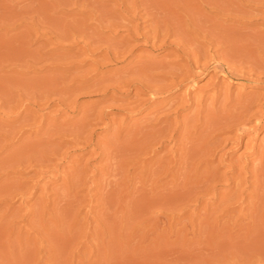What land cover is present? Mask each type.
<instances>
[{
	"label": "rangeland",
	"instance_id": "obj_1",
	"mask_svg": "<svg viewBox=\"0 0 264 264\" xmlns=\"http://www.w3.org/2000/svg\"><path fill=\"white\" fill-rule=\"evenodd\" d=\"M44 1H47L44 2L45 10L39 9L43 14H38L40 12L36 10L32 16L29 14L31 17L21 15L9 20L8 25L0 22L1 33L5 36L0 34V43L4 48H8L13 39L17 41L12 43L15 46L21 44V48H24L25 44L24 49L17 46L19 49L15 50L19 53L11 56L8 52L0 54L4 55L0 57V261L8 263L10 259L9 264H264V169H261L264 168V84L243 80L234 74L247 75L251 72L252 75H258L264 72V66H261L264 65V8H261L264 7V1L256 0L254 3V0H237L233 3L232 0H224L223 5L224 1L221 0H208L206 3L203 0H106L110 3L108 5L105 0H100V3H105V7L101 5L98 10L110 8L102 10L104 14L110 12L106 14L108 17L103 20L104 23L100 22L101 16L96 13L97 9L91 8L92 5H86L84 11V6L78 3L77 9L74 8L76 5L72 0ZM215 1L222 3L219 7L221 10H218L219 3L213 5ZM55 2L58 3L56 6ZM196 2L201 3L199 7ZM223 7H226L224 11ZM112 8L117 12H113ZM235 10L243 14H236ZM49 12L50 15L47 14ZM73 13L76 15L73 16ZM89 13H93L92 17L88 16ZM111 13L114 16H109ZM21 19L24 25L20 23ZM79 21L82 25L89 22L90 29L96 28V37L98 32L101 34L99 39H88L92 40L93 45L84 48L86 51L79 49L82 44L79 41L83 37L77 35L80 38L77 39L71 35L76 41L70 36L65 37L69 32L65 29L68 27L70 30L73 22ZM112 22L118 25L112 27ZM98 24L101 27L99 29ZM22 25L26 26L25 29ZM155 28L161 31L157 43L162 40L175 41L181 52L189 53L188 59L193 61L199 56L200 62L209 66L206 73L187 78V83H182L184 85L174 86L158 95L149 88L139 89L138 85L127 88L123 82L140 78L137 72L145 65L157 67H153L154 72L149 67L146 69L152 73L148 78L153 77L152 80L156 82L141 79L144 83L154 84L158 80V83L162 82L163 88L167 84L170 86V78L162 76L170 77L171 74H163L162 70L166 68L162 66L168 64L169 70L178 68L180 71V65L185 64L183 57L170 55V47H146V35L151 36L150 42L156 40L152 38ZM62 30H65V34ZM104 30L108 31L105 33ZM163 30L170 34L166 35V39L162 36ZM35 31L36 34L33 33ZM176 31H182L183 38ZM20 33L23 37H20ZM14 34H19L20 39L15 40ZM247 36L252 37L247 40ZM21 38L24 41L26 39V42ZM1 39H4L3 43ZM182 39L187 40L182 42ZM256 40L260 42V47ZM50 41H55L57 45L52 46L54 42ZM97 42L101 46L99 49L96 48ZM242 42L244 45L240 47ZM29 45L32 50H36L31 53ZM228 45H237V48ZM64 46L71 48L66 51ZM245 47H249V50L244 51ZM256 49H260V52L257 50L255 53ZM194 50L200 51L199 55H195ZM98 51L103 54L99 55ZM25 52L27 55H24ZM105 52L109 55L119 53V58L107 61L102 56ZM239 53L244 57L241 58ZM257 54H261L262 61L258 60L260 56L255 57ZM239 57L241 60H238ZM214 63L217 74L213 71ZM160 64L163 69L159 67ZM254 65L256 67L253 68ZM97 83L104 85L100 87ZM248 100L251 103L254 100L252 104H255H250L247 115L243 113L245 115L237 123L234 122L237 125L243 119L239 127L244 128V132L240 136L234 130L237 126L233 128V121L229 124H232V129L227 128L228 131L225 126L221 130L212 127L214 118L225 116L224 112L227 111L233 112L237 103L243 104ZM259 103L262 105L261 110ZM198 126L203 135L197 131ZM166 131L169 138H166ZM204 132L211 137V141H204L209 139ZM209 132L213 136L218 134L217 142L212 140L214 137ZM171 133L174 136L169 135ZM196 135L199 137L196 138ZM161 138L162 141H158ZM187 141L190 143L187 144ZM125 142L129 149L123 145ZM198 142H201L200 146ZM138 143L140 147L136 150ZM196 145H203V149L196 148ZM124 146L128 151L124 152ZM185 146L188 152H184ZM120 147L124 150H119ZM187 153L189 155H184ZM118 156L120 159L124 157L123 164ZM113 157L118 161L113 160ZM184 157L188 165L182 161ZM189 157L195 159L187 161ZM198 157L205 158V161ZM138 158L146 164L138 161ZM199 165L208 168H200ZM200 169L214 173L209 172L208 175L203 171L202 174L199 173ZM202 175L206 177L203 179ZM214 175L219 177L215 178ZM6 254L8 257L1 256Z\"/></svg>",
	"mask_w": 264,
	"mask_h": 264
},
{
	"label": "bare ground",
	"instance_id": "obj_2",
	"mask_svg": "<svg viewBox=\"0 0 264 264\" xmlns=\"http://www.w3.org/2000/svg\"><path fill=\"white\" fill-rule=\"evenodd\" d=\"M50 1H51V0H50ZM50 1H49V2H50ZM52 1H53V0H52ZM60 1H61V0H60ZM60 1H58V3H59ZM62 1L64 2V0H62ZM62 1H61V2H62ZM70 1H71V0H70ZM70 1H69V3H70ZM72 1H73V3L76 5V7H74V8H76V9H77V6H78L77 3H78L79 5L81 4L82 6H84L83 8L81 7L83 10L85 9L86 5H88V6L92 5L91 8H95V9H97V11L95 10L96 13L98 12V13H99V16H101V18H100V19H101V20H100L101 23H102L103 20L105 21L106 17H108L106 14H108L109 11H108V12H105V14H104L103 11H102V10H105V9H108V8H105V9H102V10H98L99 8H101V5L104 6V4H105V3H103V4L100 3L102 0H101V1H100V0H72ZM72 1H71V2H72ZM105 1H106V0H105ZM116 1H117V0H116ZM193 1H196V0H193ZM203 1H204V3L208 2V0H203ZM203 1H202V3H203ZM205 1H206V2H205ZM216 1H218V0H216ZM216 1H215V3H216ZM221 1H224V0H221ZM225 1H226V0H225ZM225 1L222 2L223 5L225 4ZM235 1L237 2V0H234V1L232 0L233 3H234ZM238 1H239V0H238ZM252 1H253V0H252ZM255 1H256V0H254V3H256ZM262 1H264V0H262ZM44 2H47V1H44V0H0V22H1V23H4V24H7V22H8L9 20L12 21V20L15 19L16 17H18V16L20 17L21 15H23V16H24V15H25V16L28 15V16H29V14H31V16H32V14H35V13H36V10H38V12H40V13H38V14H41L42 12L39 11V9H40V10H45V4H44ZM61 2H60V3H61ZM96 2H97V3H96ZM98 2H99V3H98ZM106 2H108V1H106ZM118 2H119V1H118ZM197 2H198V0H197ZM197 2H196V4H197ZM240 2L243 3V2H245V0H243V2H242V1H240ZM240 2H239V3H240ZM259 2H260V0H259ZM56 3H57V2H55V4H54L55 6H56ZM58 3H57V4H58ZM60 3H59V4H60ZM108 3H109V2H108ZM114 3H115V2H114ZM218 3L220 4V6H218V8H219V7L222 6V5H221L222 3H221L220 1L217 2L216 4H213V2H212L213 5H217ZM229 3H230V2H229ZM257 3H258V2H257ZM119 4H121V3H119ZM200 4H201V3L197 4V6L199 7ZM209 4H210V3H209ZM226 4H227V3H226ZM259 4H261V3H259ZM259 4H258V5H259ZM43 5H44V9H42V8H43ZM46 5H47V4H46ZM63 5H65V3H64ZM66 5H67V4H66ZM108 5H110V3H109ZM246 5H247V3L245 4V6H246ZM255 5H256V4H255ZM258 5H257V6H258ZM48 6H49V5H48ZM48 6H47V7H48ZM59 6H62V5H59ZM67 6H69V5H67ZM88 6H87V7H88ZM103 6H102V7H103ZM202 6H203V5H202ZM211 6H212V5H211ZM211 6H210V7H211ZM259 6H260V5H259ZM262 6H264V4H262ZM63 7H64V6H63ZM104 7H105V6H104ZM104 7H103V8H104ZM106 7H108V6H106ZM109 7H111V6H109ZM113 7H114V6H113ZM212 7H213V6H212ZM234 7H235V6H234ZM238 7H239V6H238ZM238 7H237V8H238ZM240 7H241V6H240ZM250 7H252V5H251ZM253 7H254V5H253ZM255 7H256V6H255ZM51 8H52V7H51ZM53 8H54V6H53ZM53 8H52V9H53ZM78 8H79V7H78ZM81 8H80V10H82ZM91 8H89V9H90V11L92 12ZM133 8H134V7H133ZM213 8H217V7L214 6ZM225 8H226V7H223V8H222L223 11L225 10ZM228 8H229V7H228ZM228 8H227V13H228ZM241 8H242V7H241ZM261 8H264V7H261ZM48 9H49V8H48ZM89 9H88V10H89ZM112 9H113V8H112ZM117 9H118V8H117ZM197 9H198V8H197ZM232 9L234 10V8H232ZM256 9H257V8H256ZM258 9H260V8H258ZM83 10H82V11H83ZM93 10H94V9H93ZM108 10H110V8H109ZM115 10H116V8H115ZM191 10H192V9H191ZM198 10L201 11L202 9H198ZM211 10H212V9H211ZM215 10H216V9H215ZM218 10H221V9L219 8ZM233 10H232V11H233ZM243 10H245L244 6H243ZM50 11H51V10H50ZM53 11H54V10H53ZM62 11H64V9H63ZM74 11H75V9H74ZM82 11H81V12H82ZM84 11H85V10H84ZM95 11H93L94 14H95ZM112 11H113V12H117V11H114V9H113ZM193 11H194V10H193ZM230 11H231V10H230ZM232 11H231V12H232ZM235 11H236V12H235ZM235 11H234V12H235L236 14H237L238 12H240V11H238V10H235ZM241 11H242V10H241ZM262 11H264V10H262ZM43 12H46V11H43ZM47 12H48V11H47ZM59 12H61V11L59 10ZM145 12H146V11H145ZM190 12H192V11H190ZM231 12H230V13H231ZM242 12H243V11H242ZM246 12H247V11H246ZM50 13H51V12H49V13H47V14L50 15ZM53 13H54V12H53ZM62 13H64V12H62ZM75 13H76V11H75ZM77 13H78V12H77ZM79 13H80V12H79ZM109 13H110V12H109ZM147 13H148V12H147ZM215 13H217V11H216ZM220 13H221V12H220ZM220 13H219V14H220ZM222 13H223V12H222ZM261 13H262V12H261ZM42 14H43V13H42ZM47 14H46V15H47ZM57 14H58V13H57ZM64 14H65V13H64ZM112 14H113V13L109 14V16L112 15ZM219 14H217V15H219ZM224 14H225V12L223 13V15H224ZM228 14H229V13H228ZM228 14H226V15L228 16ZM236 14H235V15H236ZM239 14H243V13L240 12ZM75 15H76V14H75ZM75 15H74V13H73V16H75ZM92 15H93V13H91V14L89 13L88 16H89V17H92ZM97 15H98V14H97ZM115 15L117 16V14H115ZM150 15H151V14H150ZM193 15H194V12H193ZM215 15H216V14H215ZM221 15H222V14H221ZM231 15H232V14H231ZM244 15H245V14H244ZM246 15H247V14H246ZM248 15H249V14H248ZM31 16H29V17H31ZM41 16H43V15H41ZM65 16H66V14H65ZM73 16H72V17H73ZM113 16H114V14H113ZM238 16H239V15H238ZM238 16H237V17H238ZM240 16H241V15H240ZM21 17H22V16H21ZM54 17H55V16H54ZM60 17H61V16H60ZM62 17H63V16H62ZM81 17H82V16H81ZM117 17H118V16H117ZM154 17H155V16H154ZM85 18H86V17H84L83 19H85ZM87 18H88V17H87ZM87 18H86V19H87ZM97 18H98V16H97ZM112 18H113V17H112ZM118 18H120V16H119ZM152 18H153V17L151 16V19H152ZM156 18H157V17H156ZM16 19H17V18H16ZM24 19H25V18H24ZM47 19H48V18H46V20H47ZM50 19H51V18H50ZM80 19H81V18H80ZM90 19H92V18H90ZM90 19H89V20H90ZM94 19H95V18L93 17L92 20H94ZM115 19H116V18H115ZM121 19H122V17H121ZM148 19H149V18H148ZM158 19H159V18H158ZM163 19H164V18H163ZM197 19H198V18H197ZM21 20H22V19H21ZM21 20H20V21H21ZM25 20H26V19H25ZM78 20H79V17H78ZM78 20H77V21H78ZM160 20H161V18H160ZM166 20H167V19H166ZM166 20H165V21H166ZM18 21H19V20H18ZM31 21H32V20H31ZM42 21H43V19H42ZM75 21H76V20H75ZM83 21H84V20H82V22H83ZM95 21H97V20H95ZM104 21H103V23H104ZM106 21H108V20H106ZM109 21H111V18H109ZM151 21H152V20H151ZM153 21H154V19H153ZM9 22H10V21H9ZM34 22H35V21H34ZM43 22H47V21H43ZM65 22H66V20H65ZM82 22H81V23H82ZM97 22H98V21H97ZM97 22H90V23H91V24H92V23L97 24ZM154 22H155V21H154ZM158 22H159V20H158ZM160 22H161V21H160ZM166 22H167V21H166ZM203 22H204V21H203ZM14 23H15V22H14ZM20 23L23 24V20H22V22H20ZM32 23H33V22H32ZM48 23H49V22H48ZM48 23H46V24H48ZM56 23H57V22H56ZM60 23H61V21H60ZM62 23L64 24V22H62ZM62 23H61V24H62ZM66 23L68 24V22H66ZM88 23H89V22H87V25H86V23L84 22V25H82V24H80V21L77 22V23H75V24H74V22H73V26H72V28H71V26L69 27L70 30L67 29L68 27L65 29L66 32L69 31L68 34H65V30H62V31H64L65 37L70 36V38H71V35H72V36L75 35L76 38H77V35H79L78 37H81V38L83 37L82 40L79 41V43H80V44L82 43V44L80 45V44L78 43V45H80V47H81V48H79V49H81V50H84V48L87 49V47H89L90 45H91V46L93 45V42H92V44H91V41H92V40L89 41L88 39H93V37L99 39L98 37H99V34H100V33L98 32V33H97V34H98V35H97L98 37H96V33H95V31H94L96 28H95V29H90V28L88 27V26H89ZM115 23H116V21L114 22V24H115ZM151 23H152V22H151ZM155 23H156V22H155ZM201 23H202V22H201ZM28 24H29V23H27V25H28ZM35 24H36V23H35ZM53 24H54V26L56 25L55 23H53ZM53 24H52V25H53ZM67 24H65V25H67ZM94 24H93V25H94ZM99 24H100V23H99ZM99 24H98V25H99ZM106 24H108V23H106ZM109 24H110V22H109ZM112 24H113V22L111 23V25H112ZM114 24H113V25H114ZM161 24H162V23H161ZM161 24L159 23V25H161ZM202 24H203V23H202ZM202 24H201V25H202ZM7 25H8V24H7ZM23 25H24V24H23ZM23 25H22V27H24V29H25L26 26H23ZM69 25H70V24H69ZM69 25H67V26H69ZM71 25H72V24H71ZM104 25H105V24H104ZM111 25H110V26H111ZM117 25H118V24H117ZM117 25H114V26H112V27H116ZM119 25H120V24H119ZM147 25H148V24H147ZM147 25H146V26H147ZM153 25H154V24H153ZM205 25H206V23H205ZM209 25H210V24H208V26H209ZM15 26H19V25H15ZM31 26H32V24H31ZM34 26H35V25H34ZM47 26H48V25H47ZM58 26H59V25L56 26L57 29L59 28ZM102 26H103V25H102ZM122 26H123V25H122ZM162 26H163V25H162ZM171 26H172V25H171ZM173 26H174V25H173ZM212 26H213V25H212ZM20 27H21V26H20ZM28 27H30V26H28ZM56 27H55V30H57ZM60 27H61V26H60ZM63 27H65V26H63ZM99 27H100V25L98 26V29H99ZM118 27H119V26H118ZM158 27H159V26H158ZM165 27H166V26H165ZM168 27H169V26H168ZM203 27H204V25H203ZM206 27H207V25H206ZM2 28H3V25H2ZM35 28H36V27H35ZM35 28H33V29H35ZM51 28H52V27H51ZM100 28H101V27H100ZM151 28H154V27H151ZM175 28H176V27H175ZM177 28H178V27H177ZM197 28H198V27H197ZM201 28H202V27H201ZM210 28H211V27H209V29H210ZM213 28H214V27H213ZM5 29H6V27H5ZM10 29H11V28H10ZM14 29H15V28H14ZM16 29H18V28H16ZM16 29H15V30H16ZM22 29H23V28H22ZM161 29H163V27H162ZM164 29H165V28H164ZM168 29H169V28H168ZM168 29H167V30H168ZM178 29H179V28H178ZM181 29H182V28H181ZM198 29H199V28H198ZM202 29H203V28H202ZM205 29H206V28H205ZM209 29H208V30H209ZM231 29H232V28H231ZM7 30H8V29H7ZM26 30H27V28H26ZM35 30H36V29H35ZM52 30H54V29H52ZM108 30H109V29H108ZM108 30H106V32H107ZM114 30H116V28H115ZM114 30H113V31H114ZM150 30H152V29H150ZM184 30H185V29H184ZM229 30H230V29H229ZM20 31H21V30H20ZM22 31H23V30H22ZM24 31H25V30H24ZM31 31H34V30H31ZM60 31H61V30H60ZM60 31H58V34H59ZM97 31H100V30H97ZM109 31H111V30H109ZM113 31H112V32H113ZM116 31H117V30H116ZM159 31H160V30H158V29L155 28V29H153V33H154L153 35H152V32H151V35L153 36L152 38H156V40L154 39V41H152V42H150V41L152 40V39H151V36H150V37H148L147 35L145 36V39H146L145 45H146V47H149L150 49H157V48H163V47H170V49H171L170 55H171V56L174 55V56H177V57H183V59H185V61H184L185 64L180 65V64H178V62H177V64L181 66V68H180L181 70H180V71H179L178 68H177L178 66L176 67L177 70H178V72H176L177 70H175V68H174L175 71H173V68L171 69L172 71L169 70V69H170V68H168L169 66L167 67L168 64H167L166 66H165V65L162 66L161 64L159 65V67L162 66V67H165V68H166V69H163V68L161 67V68L163 69V70H162V73H163V72H167L168 74H171V75H172V76L170 75V77L165 76V75L162 76V78H166V79H167V78H170V82H169V84H171L170 86H169L168 84H167V86H166V84H165V82H164L165 86H166V87L169 86V87H168V88H166V87L163 88L162 85H161L162 82L160 81V83H158L159 81H158L157 79H156V80H157V83H154V84H151V83L146 84V82L144 83L143 80H141V79H147V80H148V79H151V80H152L153 77L148 78V77H150L149 75H150V73H151L150 69L152 70L153 67H154V69H155V67H157V66L154 65V64H153L154 66H152L151 68H150V65H147V67H146V65H145V63H144L145 66H144L143 68L141 67L142 65H140V67L142 68V70L140 69V70H138V72H137V74L140 76V78H138V79H136V80H132V81H130V82H129V81H128V82H125V81L123 82V83H125V85H126L127 88H130V87H132V86H134V85H138V88H139V89H140V88H144V87H145V88H149L150 91H153V93L155 92V93H157V95H158L159 92H167V91H169L170 88H172V87L174 88V86L177 87V86H180V85H181L182 83H184V82L187 83L186 81H187L190 77H191V78H192V77H195V78H196V76H198L200 73L205 72V71L208 70V67H209V66H208V65H204V64H202V63L200 62V59H201V58H199V56H196L197 58H199V60H198L197 58H196L195 60L193 59V61L191 60V58L188 59V58H189V57H188V54H189V53H187L186 51H185V53H187V54H185L184 51L181 52V50L179 49V47L177 46V44L175 43V41H174V43H173V42H168L167 40H162L161 43H157V42H156V41H157V38H158L159 34H161V31H160V32H159ZM163 31H164V30H163ZM168 31H169V30H168ZM168 31L166 32V30H165V31L162 33V34H163L162 36H163L164 38L166 37V35H169V36H170V34H168V33H169ZM194 31H196V30H194ZM1 32H2V30H1V28H0V34H2ZM7 32H8V31H7ZM18 32H19V31H18ZM18 32H17V33H18ZM50 32H51V31H50ZM53 32H54V31H53ZM104 32H105V30H104ZM104 32H102V34H103ZM106 32H105V33H106ZM149 32H150V31H149ZM174 32H175V31H174ZM176 32L179 33L180 31H179V32L176 31ZM192 32H193V31H192ZM204 32H205V31H204ZM210 32H211V29H210ZM210 32H208V34H209ZM212 32H213V30H212ZM215 32H216V31H215ZM24 33H25L24 36H26V33H27V32L25 31ZM33 33L36 34V31L33 32ZM48 33H49V32H48ZM109 33H111V32H109ZM113 33H114V32H113ZM170 33H171V32H170ZM172 33H173V32H172ZM181 33H182V31L180 32V34H181ZM199 33H200V31H199ZM222 33H223V32H222ZM227 33H228V32H227ZM6 34H7V33H5V35H6ZM29 34H30V32H29ZM46 34H47V33H46ZM143 34H146V33H143ZM173 34H174V33H173ZM180 34H178V37H180V36H179ZM184 34H185V32H184ZM186 34H187V33H186ZM186 34H185V35H186ZM205 34H206V33H205ZM212 34H213V33H212ZM220 34H221V33H220ZM228 34H229V33H228ZM228 34H227V35H228ZM235 34H236V33H234V35H235ZM255 34H256V33H255ZM2 35H3V34H2ZM7 35H8V34H7ZM14 35H15V37H16L15 40H18V39H20V37H21L23 34L21 35V33H20V37L18 36L19 34H17V35L14 34ZM14 35H11V37H13ZM27 35H28V34H27ZM50 35H51V33H50ZM53 35H54V33H53ZM56 35H57V32H56ZM60 35H62L61 32H60ZM80 35H81V36H80ZM94 35H95V36H94ZM106 35H108V34H106ZM176 35H177V34H176ZM176 35H175V37H176ZM181 35H182L181 38H183V34H181ZM185 35H184V36H185ZM199 35H200V34H199ZM222 35H224V33H223ZM222 35H221V36H222ZM225 35H226V33H225ZM232 35H233V34H232ZM234 35H233V36H234ZM246 35H248V34H246ZM249 35H250V34H249ZM3 36H4V35H3ZM44 36H45V35H44ZM103 36H104V35H103ZM160 36H161V35H160ZM169 36H168V37H169ZM207 36H208V35H207ZM209 36H210V35H209ZM214 36H215V35H214ZM216 36H217V35H216ZM218 36H219V35H218ZM233 36H232V38H233ZM252 36H253V35H252ZM252 36H250V37H252ZM4 37H5V36H4ZM4 37H3V38H4ZM22 37H23V36H22ZM100 37H101V34H100ZM163 37H160V38L162 39ZM186 37H187V35H186ZM195 37H196V36H195ZM219 37H220V36H219ZM222 37H223V36H222ZM225 37H227V36H225ZM225 37H223V38H225ZM250 37L247 36V40H248V38L250 39ZM255 37H256V36H255ZM6 38H8V36H7ZM6 38H5V39H6ZM17 38H18V39H17ZM25 38H26V37H25ZM29 38H30V37H29ZM50 38L52 39V35H51ZM50 38H49V39H50ZM60 38H62V37H60ZM72 38H73V40L76 39V38L74 39V37H72ZM72 38H71V39H72ZM105 38H106V36H105ZM176 38H177V37H176ZM184 38H185V37H184ZM223 38H222V39H223ZM256 38H258V37H256ZM256 38H255V39H256ZM8 39H10V36H9ZM26 39H27V38H26ZM26 39H25V41H24V40L21 38V40H23V42H26ZM30 39H31V38H30ZM53 39H54V38H53ZM65 39H68V38H65ZM77 39H80V38H77ZM102 39H104V37H103ZM150 39H151V40H150ZM165 39H166V38H165ZM215 39H217V38H215ZM219 39H220V38H219ZM228 39H229V35H228V38H227L226 40H228ZM234 39H236V38H234ZM251 39H252V38H251ZM260 39H262V38H260ZM1 40H2V39H1ZM3 40H4V39H3ZM3 40L1 41L2 43H3ZM13 40H14V39H13ZM13 40L11 41V43H10V41H9L10 46H12V47L9 46L8 48H7V47L4 48V46L0 43V54H1V53H5V52H8L9 55H10V54H16V53L18 52V51L15 50L16 48H18L19 46H20V49H24V48H25V44H24V48H21V47L23 46V45H21V44H20V45L17 44L16 46L13 45L12 43H14V42L16 43V42H17V41H13ZM28 40H29V39H28ZM57 40H58V39H57ZM100 40H101V39H100ZM106 40H107V39H106ZM180 40H181V39H180ZM183 40L186 42L187 39H186V40H185V39H182V42H183ZM223 40H224V39H223ZM223 40H222V41H223ZM247 40H246V41H247ZM6 41H7V40H6ZM75 41H76V40H75ZM95 41H99V40H95ZM104 41H105V39H104ZM208 41H209V40H208ZM218 41H220V40H218ZM222 41H221V42H222ZM261 41H262V40H261ZM19 42H20V41H19ZM50 42H51V41H50ZM50 42H49V43H50ZM53 42H54V43H53ZM53 42H51V43H53L52 46H53L54 44H56L55 41H53ZM56 42H57V41H56ZM99 42H100V41H99ZM106 42H108V41H106ZM159 42H160V41H159ZM230 42H231V41H230ZM232 42L234 43V41H232ZM232 42H231V43H232ZM237 42H238V41H236V43H237ZM247 42H248V41H247ZM249 42H250V40H249ZM253 42H254V41H253ZM256 42H257V40H256ZM6 43H8V42H6ZM21 43H22V42H21ZM29 43H30V41H29ZM34 43H36V41H35ZM43 43L45 44V42H43ZM43 43H42V44H43ZM46 43H48V41H47ZM57 43H59V42H57ZM60 43H63V42H60ZM60 43H59V44H60ZM64 43H65V42H64ZM67 43H68V42H67ZM74 43H75V42H74ZM104 43H105V42H104ZM223 43H225V42H223ZM226 43H228V41H227ZM226 43H225V44H226ZM259 43H260V42H259ZM259 43L257 42V44H259ZM261 43H262V42H261ZM26 44H27V43H26ZM97 44H98V42H97ZM101 44H102V40H101L100 45H101ZM179 44H180V43H179ZM182 44H183V43H182ZM239 44H240V43H239ZM241 44H242L241 46H240V45H238V46L243 47V45H244L243 42H242ZM246 44H248V43H246ZM249 44H250V43H249ZM252 44H253V43H252ZM254 44H256V43H254ZM254 44H253V45H254ZM262 44H264V43H262ZM4 45H5V44H4ZM6 45H7V44H6ZM6 45H5V46H6ZM8 45H9V44H8ZM56 45H57V44H56ZM56 45H55V46H56ZM62 45H64V44H62ZM62 45H61V46H62ZM65 45H71V44H65ZM95 45H96V44H95ZM100 45L98 44V46H96V48H97V49L101 48ZM112 45H113V44H112ZM230 45H231V44H230ZM230 45H228V46L230 47ZM260 45H261V44H259V47H260ZM17 46H18V47H17ZM40 46H41V45H40ZM59 46H60V45H59ZM61 46H60V47H61ZM72 46H73V45H72ZM74 46H75V48H76L77 45L75 44ZM114 46H115V45H114ZM179 46H180V45H179ZM228 46H227V47H228ZM236 46H237V45H235V46L233 45V46H231V47H235V48H237ZM250 46H252V45H250ZM28 47H30V45H29ZM56 47H58V46H56ZM109 47H111V46H109ZM109 47H108V48H105V49H109ZM115 47H116V46H115ZM144 47H145V46H144ZM144 47H143V48H144ZM231 47H230V48H231ZM246 47H247V45H246ZM246 47H245V49H243L244 51H245L246 49L249 50V49H248L249 47H248V48H246ZM253 47H254V46H253ZM26 48H27V47H26ZM30 48H31V47H30ZM30 48H29V51H31V53H32V51L36 50V49L32 50V48H31V50H30ZM54 48H55V47H53V50H54ZM67 48L70 49L71 47H70V48L67 47ZM67 48L64 46V49H65V50H66ZM140 48H141V47H140ZM149 48H148V49H149ZM180 48H181V47H180ZM230 48H229V49H230ZM235 48H234V49H235ZM254 48H256V46H255ZM5 49H7V50H5ZM18 49H19V48H18ZM59 49H60V48H59ZM59 49H58V50H59ZM61 49H63V47H61ZM77 49H78V48H77ZM148 49H147V50H148ZM229 49H228V51H229ZM240 49H241V48H240ZM4 50H5V51H4ZM27 50H28V49H27ZM56 50H57V48H56ZM65 50H64V51H65ZM101 50L103 51V49H101ZM114 50H116V49H114ZM118 50H119V49H118ZM182 50H183V49H182ZM230 50H231V49H230ZM232 50H233V48H232ZM235 50H236V49H235ZM241 50H242V49H241ZM241 50H240V51H241ZM247 50H246V51H247ZM257 50H258V49L255 50V51H256L255 53H257ZM259 50H260V49H259ZM259 50H258V51H259ZM19 51H20V50H19ZM25 51H26V49H25ZM29 51H28V53H29ZM66 51H67V50H66ZM66 51H65V52H66ZM68 51H71V50H68ZM77 51H80V50H77ZM77 51H76V52H77ZM84 51H86V50H84ZM88 51H89V49H88ZM93 51H95V50L93 49ZM99 51H100V50H99ZM99 51H98V52H99ZM191 51H192V50H191ZM194 51H195V50H194ZM233 51H234V50H233ZM236 51H238V49H237ZM20 52H22V51H20ZM26 52H27V51H26ZM26 52L24 53V55H27ZM81 52H82V51H81ZM90 52H91V51H90ZM95 52H97V50H96ZM114 52H115V51H114ZM114 52H113L112 55H109L108 53L105 52L106 54H105V55H102V56H103L104 59H107V61H108V60H113V61H114L115 59L119 58V57H118V54H119V53L117 54V53H114ZM199 52H200V51H197V50H196V51L194 52V54H195V55H196V54L199 55ZM203 52H204V51H203ZM207 52H208V51H207ZM230 52H231V51H230ZM248 52H249V51H248ZM248 52H245V53H248ZM259 52H260V51H259ZM261 52H262V51H261ZM18 53H19V52H18ZM31 53H29V54H31ZM67 53H68V52H67ZM100 53H102V52H99V55H101ZM109 53H110V52H109ZM226 53H228V52H226ZM237 53H238V52H237ZM240 53H241V52H240ZM240 53H239V56L242 55V54H240ZM250 53H251V52H250ZM250 53H249V54H250ZM65 54H66V53H65ZM95 54H96V53H95ZM102 54H103V53H102ZM251 54H252V53H251ZM20 55H21V53H20ZM35 55H36V54H35ZM73 55H74V54L70 55L69 57H71V56H73ZM80 55H81V54H80ZM191 55H192V53H191ZM229 55H230V54H228V56H229ZM231 55H232V54H231ZM231 55H230V56H231ZM234 55H235V54H234ZM236 55H237V54H236ZM245 55L248 56V54H245ZM252 55H253V54H252ZM255 55H256V54H255ZM262 55H264V52H262ZM2 56H4V55L2 54ZM2 56H0V57H2ZM10 56H11V55H10ZM15 56H16V55H15ZM17 56H18V55H17ZM66 56H67V55H66ZM97 56H98V55H97ZM200 56L202 57L203 55H200ZM204 56H205V55H204ZM226 56H227V54H226ZM237 56H238V55H237ZM247 56H245V57H247ZM258 56H260V59H261V60L258 59L259 62L262 61V58H264V56H262V58H261V54H257V56H255V57H258ZM5 57L9 59V57H7V55H6ZM20 57H23V56H20ZM20 57H18V58H20ZM34 57H36V56H34ZM69 57H68V58H69ZM193 57H194V56H193ZM205 57H207V56H205ZM205 57H204V58H205ZM242 57H244V55H242L241 58H242ZM248 57H249V56H248ZM2 58H3V57H2ZM15 58H16V57H15ZM15 58H14V59H15ZM25 58H27V57L25 56ZM31 58H32V57L30 56V59H31ZM173 58H174V57H173ZM211 58H212V57H211ZM229 58H230V57H229ZM239 58H240V57H239ZM241 58L238 59V60H241ZM258 58H259V57H258ZM101 59H102V58H101ZM179 59H180V58H179ZM225 59H226V58H225ZM231 59H233V57H231ZM234 59H235V57H234ZM234 59H233V60H234ZM250 59H252V58H250ZM253 59H254V58H253ZM16 60H17V58H16ZM16 60H15V63H16ZM18 60H19V59H18ZM32 60H34V58H33ZM32 60H31V61H32ZM72 60H73V59H72ZM119 60H120V59H119ZM176 60H177V59H176ZM255 60H256V62L258 61L257 58H255ZM4 61H5V60H4ZM6 61H7V60H6ZM8 61H11V59L8 60ZM22 61H23V59H22ZM22 61H21V62H22ZM35 61H36V59H35ZM226 61H227V59H226ZM247 61H248V60H247ZM249 61H250V60H249ZM253 61H254V60H253ZM253 61L251 60V62H252L253 64H255V62H253ZM17 62H18V61H17ZM70 62H71V61H70ZM102 62H103V61H102ZM198 62H200L201 64H199ZM221 62H222V61H221ZM232 62H233V61H232ZM235 62H236V60H235ZM259 62H258V63H259ZM262 62H264V61H262ZM11 63H12V62H11ZM13 63H14V60H13ZM31 63H32V62H31ZM33 63H34V62H33ZM35 63H36V62H35ZM105 63H106V62H105ZM110 63H111V62H110ZM137 63H138V62H137ZM172 63H173V61H172ZM179 63H180V62H179ZM242 63H244V62H242ZM242 63H240V64H242ZM246 63L249 65L248 62H246ZM258 63H257V65H259ZM148 64H149V63H148ZM150 64H151V63H150ZM165 64H166V63H165ZM206 64H208V63H206ZM225 64H226V63H225ZM225 64H224V66H225ZM228 64H229V63H228ZM244 64H245V63H244ZM0 65H1V64H0ZM218 65H219V63L217 64V66H218ZM260 65H261V64H260ZM260 65H259V66H260ZM134 66H135V65H134ZM174 66H175V65H174ZM233 66H234V65H233ZM249 66H250V65H249ZM259 66H258L257 68H259ZM261 66H264V65H261ZM1 67H2V66H1ZM1 67H0V68H1ZM136 67H137V64H136ZM148 67L150 68V69L148 70L149 72L146 70ZM170 67H171V66H170ZM225 67H230V66L227 65V66H225ZM236 67H237V65H236ZM251 67H252V64H251ZM251 67H250V69H253V68L256 67V66L254 65L253 68H251ZM137 68H139V67H137ZM216 68H217V67H215V63H214V69H213V71H214ZM220 68H221V67H220ZM248 68H249V67H248ZM261 68H262V67H260V69H261ZM129 69H130V68H129ZM129 69H128V70H129ZM133 69H134V68H133ZM154 69H153V70H154ZM167 69H168V70H167ZM226 69H227V68H226ZM262 69H264V68H262ZM262 69H261V71H262ZM153 70H152V71H153ZM158 70H159V68H158ZM166 70H167V71H166ZM219 70H220V69H219ZM227 70H230V69H227ZM254 70H255V69H254ZM170 71H171V73H170ZM211 71H212V69H211ZM230 71H231V70H230ZM246 71H247V70H246ZM249 71H250V70H249ZM255 71H256V70H255ZM259 71H260V70H259ZM259 71H258V72H259ZM153 72H154V71H153ZM155 72H156V71H155ZM233 72H235V71H233ZM238 72H239V71H238ZM242 72H245V71H242ZM247 72H248V71H247ZM252 72H253V70H252ZM258 72H255V74L258 73ZM133 73H134V72H133ZM148 73H149V74H148ZM205 73H206V72H205ZM214 73L217 74L215 71H214ZM214 73H213V74H214ZM229 73L232 74V75L235 74V75L239 76V77H240L241 79H243V80H247V81L254 82V83H259V84H264V72H259L258 75H254V73H253V75H252L251 72H248L247 75H245V74H243V73H240V74H237V73H234V74H233L232 72H229ZM245 73H246V72H245ZM151 74H152V73H151ZM159 74H160V72H159ZM159 74H158V75H159ZM163 74H165V73H163ZM154 75H157V74H154ZM160 75H162V74H160ZM114 76H115V75H114ZM124 76H125V75H124ZM151 76H152V75H151ZM211 76H212V75H211ZM125 77H126V76H125ZM134 77H135V76H134ZM155 77H156V76H155ZM159 77H160V76H159ZM185 77H186V78H185ZM116 78H117V77H116ZM123 78H124V77H123ZM128 78H129V77H127V79H128ZM157 78H158V77H157ZM184 78H185V79H184ZM187 78H188V79H187ZM129 79H130V78H129ZM158 79L160 80V78H158ZM104 80H105V79H104ZM153 80H154V82H156L155 79H153ZM153 80H152V81H153ZM162 80H164V79H162ZM101 81H103V80H101ZM145 81H146V80H145ZM149 81H150V80H148V82H149ZM80 82H81V81H80ZM83 82H85V81H83ZM97 82H98V81H97ZM111 82H112V81H111ZM115 82H116V80H115ZM118 82H120V81H118ZM121 82H122V81H121ZM76 83H79V82L77 81ZM109 83H110V82H109ZM109 83H108V84H109ZM72 84H73V83H72ZM79 84H80V83H79ZM99 84H100V83H99ZM99 84L97 83V85H99ZM83 85H84V84H83ZM102 85H104V84H102ZM102 85H101V86H102ZM121 85H122V84H121ZM182 85H184V84H182ZM78 86H80V85H78ZM91 86H92V84H91ZM99 86H100V85H99ZM101 86H100V87H101ZM113 86H114V85H113ZM116 86H117V85H116ZM103 87H104V86H103ZM108 87H109V86H108ZM118 87H119V86H118ZM78 88H79V87H78ZM97 88H98V87H97ZM105 88H106V87H105ZM105 88H104V90H105ZM79 89H80V88H79ZM102 89H103V88H102ZM149 89H148V90H149ZM98 90H100V89H98ZM151 93H152V92H151ZM185 94H186V93H185ZM155 95H156V94H155ZM157 95H156V96H157ZM181 97H182V96H181ZM181 97H180V98H181ZM183 98H184V97H183ZM185 98H186V96H185ZM178 102H179V101H178ZM183 102H184V100H183ZM183 102L181 101V103H183ZM253 102H254V100H253ZM253 102H252V103H253ZM174 103H175V102H174ZM184 103H185V102H184ZM252 103L250 102V100H248L247 102L245 101V103H243V104H242V103H237L236 106H234V110L232 109L233 112H232V111H231V112L229 111V113H228V111H227L228 114L224 112V114H226L225 116H221V117L219 116L218 118H214V119H215V122L212 123V122L210 121V122H209L210 124L208 123L209 126H210V125L212 126V124H213L214 126H212V127H214L215 130H221V128L224 129V126H225V129H227V128H231V129H232V127H231L232 124H231L230 126H229V124L233 121V128H234V126H237V127H235L236 129L234 128V130H236L235 132H237V133H238L237 135H239L240 133L244 132V131H243L244 128H240V127H239V126H240L239 124L242 123V120H243V119L241 120V123H239V121H238L239 124L236 125L237 120H238V119L240 120V118H242L241 116L243 115V113H245V114L247 115V113H248V111H249V109H250L249 106L251 107V105H254V104H255V103H254V104H252ZM250 104H251V105H250ZM172 105H173V104H172ZM179 105H180V104H179ZM183 105H184V104H183ZM168 106H169V105H168ZM175 106H176V105H175ZM177 106H178V105H177ZM258 107H259V110H261L262 105L259 103ZM174 108H175V107H174ZM176 108H177V107H176ZM169 109L171 110V108H169ZM166 110H167V109H166ZM173 110H174V109H173ZM219 114H220V113H219ZM224 114H223V115H224ZM245 114H244V115H245ZM252 114H253V113H252ZM256 114H257V113H256ZM196 115H197V113H196ZM244 115H243V116H244ZM254 115H255V114H254ZM254 115H253V116H254ZM208 116H209V115H208ZM217 116H218V115H217ZM250 116H252V115L250 114ZM250 116H248V117H250ZM194 117H195V115H194ZM199 117H200V116H199ZM214 117H215V116H214ZM248 117H247V118H248ZM198 119H199V118H198ZM201 119H202V118H200V121H202ZM214 119H213V117H212V120H214ZM154 120H155V119H154ZM193 120H194V119H193ZM196 121H197V120H196ZM196 121H194V126L197 125V124H195ZM198 121H199V120H198ZM200 121H199V123H200ZM208 121H209V120H208ZM235 121H236V123H234ZM243 122H245V120H244ZM158 123H159V120H158ZM187 123H188V122H187ZM187 123H186V125L188 126ZM199 123H198V124H199ZM211 123H212V124H211ZM156 124H157V123H156ZM192 124H193V123H191V125H192ZM204 124H206V122H205ZM234 124H235V125H234ZM244 124H245V123H244ZM244 124H243V125H244ZM191 125H190V126H191ZM201 125H202V124H201ZM201 125H199V126H201ZM243 125H242V126H243ZM187 126H186V127H187ZM199 126H198V127H199ZM203 126H204V125H202V127H203ZM211 126H210V127H211ZM163 127H164V126H163ZM191 127H192V126H191ZM210 127H209V128H210ZM161 128H162V127H161ZM164 128L167 130L166 127H164ZM164 128H162V132H164ZM193 128H194V127H193ZM195 128H197V127H195ZM200 128H201V127L197 128V129H199V130H197V131L200 132ZM204 128H205V127H204ZM206 128H207V126H206ZM209 128H207V129H209ZM140 129H141V128H140ZM158 129H159V128H158ZM189 129H190V128H189ZM191 129H192V128H191ZM207 129H206V130H207ZM176 130H177V129H176ZM206 130H203V131H206ZM215 130H213V131H215ZM228 130H229V129H227V131H228ZM141 131H143V129H142ZM141 131H140V132H141ZM172 131H174V130H172ZM184 131H185V130H184ZM197 131H196V133H197ZM211 131H212V130H211ZM230 131H233V130H230ZM176 132H177V131H176ZM193 132H195V129L193 130ZM218 132H220V131H218ZM233 132H234V131H233ZM76 133H77V132H76ZM135 133H136V132H135ZM157 133H159V132H157ZM166 133H167L166 136H168V131H166ZM184 133H185V132H184ZM186 133H188V132H186ZM186 133H185V134H186ZM191 133H192V132H191ZM191 133H190V134H191ZM200 133H201V132H200ZM204 133H206V135H207V132H204ZM209 133H210V135L212 134L211 132H209ZM215 133H216V131H215ZM221 133H222V132H221ZM221 133H220V134H221ZM151 134H154V133H151ZM176 134H177V133H176ZM176 134H175V135H176ZM192 134H193V133H192ZM192 134H191V135H192ZM194 134H195V133H194ZM201 134H202V133H201ZM134 135H135V134H134ZM164 135H165V134H164ZM164 135H163V136H164ZM169 135H173V134L171 133V134H169ZM179 135H180V134H179ZM182 135H183V134H182ZM188 135H189V134H188ZM202 135H203V134H202ZM206 135L204 134V136H206ZM240 135H241V134H240ZM240 135H239V136H240ZM143 136H144V135H143ZM143 136H141V137H143ZM153 136H154V135H153ZM160 136H161V133H160ZM160 136H159V138H160ZM173 136H174V135H173ZM180 136H181V135H180ZM185 136H186V135H185ZM193 136H194V135H193ZM207 136H208V135H207ZM211 136L214 137V139L212 138V140H214V142H217L218 134H216V135H214V136L211 135ZM133 137H134V136H133ZM144 137H145V136H144ZM150 137H151V135H150ZM154 137H155V136H154ZM154 137H153V138H154ZM175 137H176V136H175ZM177 137H179V136H177ZM187 137H188V136H187ZM189 137H190V135H189ZM189 137H188V138H189ZM195 137L197 138V137H199V136L196 135ZM195 137H194V139H195ZM200 137H201V136H200ZM208 137H209V136H208ZM138 138H139V137H138ZM148 138H149V137H148ZM153 138H152V139H153ZM155 138H156V137H155ZM162 138H163V137H162ZM162 138H161V140L159 139L158 141H162ZM166 138H169V136L166 137ZM173 138H174V137H173ZM180 138H181V137H180ZM188 138H186V139L188 140ZM191 138H192V137H191ZM201 138L203 139L204 137L202 136ZM210 138H211V137H209V139L207 138V139L204 140V141H205V142H206L207 140H208V141H211ZM136 139H137V138H136ZM136 139H135V140L133 139V141L136 142ZM141 139H142V138H141ZM141 139H139V140H141ZM143 139H145V138H143ZM149 139H150V138H149ZM156 139H158V138H156ZM171 139H172V138H171ZM181 139H182V138H181ZM186 139H183V140H186ZM198 139H199V138H198ZM202 139H201V142H202ZM137 140H138V139H137ZM163 140H167V139L164 138ZM195 140H196V139H195ZM133 141H131V142H133ZM149 141H150V140H149ZM156 141H157V140H156ZM170 141H171V140H170ZM188 141H189V140H188ZM188 141H187V144L190 143V142H188ZM192 141H193V143H194V140H192ZM196 141H197V140H196ZM127 142H128V143H127ZM127 142H125L123 145H126V146H127V144H129L130 141L128 140ZM137 142L141 143L140 141H137ZM143 142H144V141H143ZM146 142H147V141H146ZM146 142H145V143H146ZM153 142H154V141L152 140V143H153ZM165 142H166V141H165ZM181 142H183V141H181ZM184 142H185V141H184ZM184 142H183V143H184ZM201 142H198V145H199V143H201ZM122 143H123V142H122ZM126 143H127V144H126ZM139 143H138V146L135 144V145H136V146H135L136 150L140 147V146H139V145H140ZM154 143H155V142H154ZM157 143L159 144V142H156V144H157ZM160 143H161V142H160ZM162 143H163V142H162ZM195 143H196V142H195ZM195 143H194V144H195ZM209 143H210V142H209ZM212 143H213V141H212ZM116 144H117V143H116ZM132 144L134 145V142H133ZM132 144H131V145H132ZM142 144H143V143H142ZM142 144H141V145H142ZM147 144H149L148 146H150L151 142H150V143H147ZM202 144H203V143H202ZM205 144H207V143H205ZM121 145H122V144H121ZM121 145H119V146H121ZM153 145H154V144H153ZM161 145H162V144H161ZM183 145H184V144H183ZM192 145H193V144H192ZM198 145H196V148L198 147ZM200 145H201V144H200ZM200 145H199V146H200ZM210 145L212 146L213 144L210 143ZM210 145H209L208 147H207V146H205V147H207V148L209 149V148H210ZM119 146H118V147H119ZM129 146H130V145H129ZM143 146H144V145H143ZM145 146H146V144H145ZM145 146H144V148H145ZM148 146H147V147H148ZM187 146L189 147V145H187ZM187 146H185V148H183V149H186ZM131 147H132V146H131ZM137 147H138V148H137ZM190 147H191V146H190ZM201 147H203V145H202ZM201 147H198V148H199V149H203V148H201ZM115 148H116V147H115ZM120 148H121V147H120ZM123 148H125V146H124ZM127 148L129 149L128 146H127ZM141 148H142V146H141ZM141 148H140V149H141ZM192 148H194V147L192 146ZM111 149H112V148H111ZM125 149H126V148H125ZM131 149H132V148H131ZM140 149H139V150H140ZM148 149H149V148H148ZM117 150H118V149H117ZM119 150H122V148L119 149ZM123 150H124V149H123ZM123 150H122V151H123ZM141 150H143V149H141ZM188 150H189V149H188ZM188 150L186 149V151L184 150V152H188ZM126 151H128V150L126 149L124 152H126ZM130 151H131V150H130ZM132 151H133V149H132ZM143 151H144V150H143ZM145 151H146V149H145ZM147 151H150V150H147ZM190 151H191V150H190ZM193 151H194V150H192L191 152H193ZM197 151H198V149H197ZM202 151H203V150H202ZM112 152H113V151H112ZM119 152H121V151H119ZM191 152H190V153H191ZM207 152H208V151H207ZM110 153H111V152H110ZM115 153H117V152H115ZM115 153H112V154H115ZM134 153H135V152H134ZM148 153H149V152H148ZM148 153H146V154H148ZM199 153H201V152L199 151ZM199 153H198V154H199ZM203 153H204V152H203ZM121 154H123V152H122ZM127 154L129 155V154H131V153H126V155H127ZM137 154H138V153H137ZM137 154H136V155H137ZM139 154H140V151H139ZM194 154H195V152H194ZM205 154H206V152H205ZM119 155H120V154H119ZM131 155H132V154H131ZM142 155H143V153L141 154V156H142ZM144 155H145V154H144ZM184 155H189V154L187 153V154H184ZM202 155H203V154H202ZM207 155H208V154H207ZM210 155H211V154H210ZM108 156H109V155H108ZM111 156H114V157H115V155H111ZM134 156H135V155H134ZM134 156H133V157H134ZM193 156H194V155H193ZM197 156H198V155H197ZM114 157H113V160L118 161V160H116ZM137 157H138V156H137ZM187 157H188V156H187ZM107 158H108V157H107ZM116 158H117V155H116ZM118 158H119V156H118ZM123 158H124V157H121V159L119 158L120 161L122 160V161H121L122 163L120 162L121 164H123ZM127 158H129V157H127ZM139 158H140V156H139ZM139 158H138V161L140 160ZM141 158H142V157H141ZM198 158L202 159L203 157H202V158H201V157H198ZM142 159H143V158H142ZM184 159H185V157H184ZM184 159L182 160L183 162L186 161V159H185V160H184ZM192 159L194 160L195 157H194V158L189 157V159H187V161H188V160H192ZM200 159H199V161H200ZM203 159H204L203 161H205V158H203ZM109 160L111 161L112 158L109 159ZM145 160H146V158H145ZM206 160H208V159H206ZM140 161H142V162L145 163V161H143V160H140ZM195 161H196V160H195ZM195 161H194V162H195ZM197 161H198V160H197ZM112 162H114V161H112ZM192 162H193V161H191V163H192ZM200 162H201V161H200ZM200 162H199V163H200ZM184 163H186V164L188 165V162H184ZM197 163H198V162H197ZM199 163H198V164H199ZM201 163H203V162H201ZM206 163H207V162H206ZM115 164H116V162H115ZM142 164H143V163H142ZM145 164H146V163H145ZM145 164H143V165H145ZM181 164H182V163H181ZM204 164H205V163H204ZM187 165H186V166H187ZM194 165H195V164H194ZM202 165H203V164H202ZM118 166H119V165H118ZM146 166H147V165H145V167H146ZM142 167H143V166H142ZM145 167H143V168H145ZM183 167H185V165H183ZM189 167H191V164H190ZM198 167H200V165H199ZM198 167H197V169H196L197 171L199 170ZM201 167H205V166H201ZM201 167H200V168H201ZM143 168H142V169H143ZM205 168H208V167H205ZM261 169H264V168H261ZM261 169H260V170H261ZM143 170H144V169H143ZM184 170H185V169H184ZM200 170H201V169H200ZM209 170H210V169H209ZM203 171H204V172H207V174H208L209 172H212V171H209V172H208L207 170H206V171L203 170ZM203 171L201 170V171H199V173H200V172L202 173ZM204 172H203L202 174H204ZM260 172H261V171H260ZM262 172H264V171H262ZM212 173H214V172H212ZM196 174H198V172H196ZM215 174H216V173H215ZM200 175H201V174H200ZM208 175H210V174H208ZM200 177H201V176H200ZM202 177H203V175H202ZM204 177H206V176L204 175ZM204 177H203V179H204ZM207 177L210 178V176H207ZM214 177H215V175H214ZM216 177L218 178L219 176L217 175ZM216 177H215V178H216ZM211 178H212V177H211ZM196 179H197V175H196ZM199 179H200V178H199ZM207 179H208V178H206V180H207ZM206 180H204V183H203V182H202V183L205 184V181H206ZM208 180H210V179H208ZM211 180H212V179H211ZM214 180H215V179H214ZM208 182H209V181H207V183H208ZM203 184H202V185H203ZM205 186H206V185H205ZM195 187H196V186H195ZM197 187H198V186H197ZM197 187H196V188H197ZM198 188H199V187H198ZM0 253H1V252H0ZM4 253H5V252H4ZM1 256H7V254H6V255H1ZM7 257H8V256H7ZM3 258H4V257H3ZM4 259H5V258H4ZM6 260H8V258H7ZM0 262H1V263L3 262L4 264H9L10 259H9V262H8V263H6L5 261H0ZM1 263H0V264H1ZM10 264H11V263H10Z\"/></svg>",
	"mask_w": 264,
	"mask_h": 264
}]
</instances>
